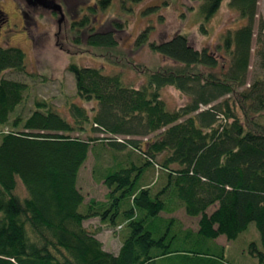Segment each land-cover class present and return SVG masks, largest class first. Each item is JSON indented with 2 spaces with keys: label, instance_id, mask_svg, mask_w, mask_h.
<instances>
[{
  "label": "trees",
  "instance_id": "obj_1",
  "mask_svg": "<svg viewBox=\"0 0 264 264\" xmlns=\"http://www.w3.org/2000/svg\"><path fill=\"white\" fill-rule=\"evenodd\" d=\"M223 1L206 0L203 20ZM258 1H229L245 24L223 33L215 49L196 50L181 34L150 43L145 28L136 47L148 45L176 66L140 70L146 80L139 88L118 73L71 63L77 98L96 106L89 111L72 101L70 119L42 99L34 100L28 116L18 112L27 84L3 75L26 73V55L0 45V264H233L217 239L234 241L251 224L260 245L250 242L247 251L264 264V126L245 110L253 99L256 112L264 110V85L256 82L239 92L251 66ZM98 3L105 10L111 0ZM96 10L88 8L95 15ZM112 25L115 32L124 28ZM72 27L76 45L85 38L86 46L108 53L118 48L115 32L96 30L86 14ZM220 65L222 74L212 72ZM168 86L190 102L168 108L161 96ZM236 105L246 122L235 113ZM95 132L108 134L106 146L114 151L129 148L143 160L126 165L114 156L105 166L97 162L98 153L92 174L108 195L86 204L77 182L99 139L90 136ZM18 181L26 188L23 198L14 193ZM179 210L197 219L195 230L173 216ZM91 220L101 226H88ZM103 225H126L128 238L118 253L108 252L99 239Z\"/></svg>",
  "mask_w": 264,
  "mask_h": 264
},
{
  "label": "rangeland",
  "instance_id": "obj_2",
  "mask_svg": "<svg viewBox=\"0 0 264 264\" xmlns=\"http://www.w3.org/2000/svg\"><path fill=\"white\" fill-rule=\"evenodd\" d=\"M62 6L64 19L59 22L60 15L40 6H28L24 0H0V45L3 47L20 48L26 55L27 72L16 73L7 71L3 78L13 81H21L27 84L28 93L25 103L18 110L23 116H28L33 109L34 100H45L52 104L53 108L70 119L67 104L74 101L84 106L87 110L96 106V103H86L76 96L75 79L68 71V66L74 63L78 66L95 67L104 70L107 74L118 73L124 82L132 87H141L145 82V75L140 70H156L160 67H175L176 63L160 54L153 53L148 45L142 48L136 47V37L149 27V42H161L170 40L176 34L184 35L196 50L215 49L220 36L229 29H237L245 24L236 10L229 7L230 0H224L217 12L203 20L200 7L206 0H140L129 2L125 0H111V5L105 10L98 8L99 0H55ZM96 8V15L88 12L89 7ZM257 18L254 24V36L251 53V66L247 77V85L242 86L239 92L250 90L256 82L264 85V0L258 1ZM88 15L91 24L96 30H113V22H120L124 28L121 31L113 30L116 34L118 48L108 53L104 49L86 46L85 38L81 45L74 43L76 37L72 31V24L78 22L84 15ZM203 28V29H201ZM223 53V52H222ZM221 61V60H220ZM223 61H221L222 64ZM221 65L212 70L218 75L223 73ZM161 96L166 106L170 109H179L191 100L186 95L176 91L173 87L161 90ZM228 97L221 98L216 103H222ZM245 110L248 118L253 122L264 126V110L254 109L257 102ZM206 109L205 107H202ZM235 113L242 123L246 122L244 109L239 105L234 106ZM74 136H77L74 133ZM90 136L99 138L94 144L86 164L79 172L77 185L85 197V203L90 200L105 201L108 189L100 183H96L92 170L96 165V155L100 153L98 163L107 166L112 164L115 156L117 161L128 165L134 162L139 166L143 158L140 152L128 148L125 152L114 151L106 146L108 134L100 132L90 133ZM88 134L81 136L83 140ZM143 143L149 138H139ZM148 176L154 174L152 168ZM15 194L23 198L26 188L17 182ZM214 208L209 209V213ZM85 211L84 206L80 212ZM167 216V215H165ZM178 218L187 228L195 230L197 219L187 216L183 210L173 215ZM94 229L101 225L100 220H91L87 224ZM126 225L121 229L103 225L99 233V239L108 251L118 253L121 244L128 238ZM250 242L260 245V235L254 224L240 234L234 241H227L225 237H219L217 243L224 246L226 259L250 257L247 247ZM177 263H181L178 261Z\"/></svg>",
  "mask_w": 264,
  "mask_h": 264
},
{
  "label": "water",
  "instance_id": "obj_3",
  "mask_svg": "<svg viewBox=\"0 0 264 264\" xmlns=\"http://www.w3.org/2000/svg\"><path fill=\"white\" fill-rule=\"evenodd\" d=\"M28 6L35 7L40 6L45 10H50L51 12L60 15L59 22L64 19V15L62 12V6L56 3L55 0H24Z\"/></svg>",
  "mask_w": 264,
  "mask_h": 264
},
{
  "label": "crops",
  "instance_id": "obj_4",
  "mask_svg": "<svg viewBox=\"0 0 264 264\" xmlns=\"http://www.w3.org/2000/svg\"><path fill=\"white\" fill-rule=\"evenodd\" d=\"M120 249H121V246H120ZM119 250H118V252H119ZM108 252H110V251H108ZM111 252L114 253L113 251H111ZM228 261L230 263H233V264H257V262H255V260L251 256L250 257H239V258H228Z\"/></svg>",
  "mask_w": 264,
  "mask_h": 264
}]
</instances>
